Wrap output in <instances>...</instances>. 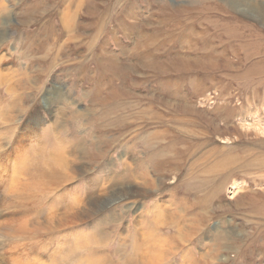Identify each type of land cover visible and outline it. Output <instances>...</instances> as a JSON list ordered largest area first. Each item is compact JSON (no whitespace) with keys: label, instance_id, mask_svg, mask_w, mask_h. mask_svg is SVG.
<instances>
[{"label":"rangeland","instance_id":"rangeland-1","mask_svg":"<svg viewBox=\"0 0 264 264\" xmlns=\"http://www.w3.org/2000/svg\"><path fill=\"white\" fill-rule=\"evenodd\" d=\"M26 1L28 0H8L14 14L5 21L8 35L6 44L8 47L6 46L4 52L8 53V61L13 62L9 61L10 67L14 68H19L20 62L16 61L18 60V52L25 51V49H20V46L24 43L20 36L26 32L31 34L47 20L42 19L41 22L30 28L22 26L18 14L23 11V5L27 3ZM35 1L37 0L31 2ZM164 1H169L168 3L174 7L186 9L190 8L192 1L197 2L198 0H121L119 4H117V0H93L94 7L95 9L98 8L96 10H99L101 16L95 18L88 15L87 18L83 17L84 21L94 25L97 22L100 23L102 15L105 16L102 17V20L106 22V27L102 33L103 41L108 42L107 44L110 46L106 48L113 51L120 62L130 64L134 68V71L132 70L128 74H116L113 81L115 86H123L122 88L129 92L128 96L120 99V103L129 104L130 109L121 108L122 110L120 109L114 115V117L118 116L121 119L126 115V120L122 119V125L126 124L129 127L119 129L116 128V125H96L94 128L88 126L85 131L81 132L77 131V123L74 125L75 137L70 139L73 141L80 135L85 136L87 139L88 135L95 134L111 145L105 148L107 158L104 160L106 162L103 165L95 164L92 165L93 167H90L88 163L80 165L82 168H94L92 177H90L91 174L86 175L90 183L92 179H97L95 177L98 173L99 177L103 179H106L108 174L111 173H122L121 162L128 156L133 159L131 161L134 164L136 162L137 164L141 163L144 160V163H139V165L144 166L146 164L144 166L146 169H149L148 165H156V162L160 161V164L170 171L156 173L152 169L149 178L158 184H153L149 193L141 197L136 196L135 193L131 196L132 198L121 197L120 188L123 187V184L126 182L128 185L132 184H129V181L115 183L114 187L112 186L115 189L113 191L118 190L120 193L117 191L116 197L111 195L103 197L101 199L102 208L97 215L85 218L83 222H78L79 224L74 223V225L65 226L63 223L65 218L62 215V213H66L64 208H68L70 204L75 205L76 200L85 203L98 196L95 192L89 191L91 190L88 187L90 183L86 185L83 176L75 182L64 185L63 189L54 190L52 193L48 192L47 194H38L37 192L34 195L29 194L26 189H37L38 186L35 184H29L25 189L21 188L14 191L10 190L9 185L7 186L10 180H7L6 176L9 171L12 173L14 161L16 156L19 155L16 152V147L17 150L20 149L21 154L25 152L30 155L27 157V160H29L27 163L31 164L33 154L38 152L37 140L41 142L40 138L46 136L48 132L47 127H52L54 119L48 112L49 101L45 95L42 96L41 115L37 116V118H40L38 125L35 122L29 123L27 121L31 113V110H28L20 120L18 119V122L8 124V126L6 124L7 127L0 126V264H102L98 261L100 257H103L102 260L107 261L109 264H133L134 254L131 246L134 242L133 236L137 231V227H140L134 225L135 210L150 212L153 220L155 207H151V204L160 201V204L167 206L164 210L168 208L175 212L177 204L182 198L184 199L183 202L186 199L187 203L193 202L192 195L194 191L190 190V193H193L192 195H185L184 192L186 191V184L191 181L190 174L192 176L196 174L193 177L197 180L198 177L205 178V175L202 174L205 167H212L218 161L227 162L229 160L231 167H239L244 162L248 163V160L264 157V86L257 84V78L249 80L253 81L250 84L238 78L240 74L248 72L247 67L241 66L240 59L235 58L232 52L228 54V61L234 67L237 66V69L239 67L240 70L227 67L224 65L225 59L220 54L224 46L229 43L224 26L231 25L233 19H239L264 30V24L257 14L255 16L250 10L243 11L244 4L248 7L258 5L264 9V0H237V2L236 0H214L216 5L229 6L231 9H228V13L218 10L206 14H193L190 16L189 23L186 22L187 19L182 16V13L165 10ZM131 5L136 7L132 16H140L136 14V11H138L143 18L141 16L140 19L133 17L132 20L131 18H128V20L124 18V8ZM210 6L214 5L210 3ZM113 7H115V12L111 10ZM57 14L58 9L55 11V16L52 17L51 24L54 26H58ZM121 20L128 21L126 22L127 26L137 25L136 27H141L142 25V29L148 33L150 38H130L124 35L120 31L119 22ZM189 27L194 28L198 36L187 41L186 44L190 43L191 45H186L182 50L180 45L183 40L179 33ZM166 29L174 31V33H162ZM93 31L94 29L87 31L86 41H89ZM115 31L116 38L113 35ZM155 32L158 34L157 37ZM102 49L103 45H101ZM140 56L151 62L148 69H143L140 65ZM174 56H187L192 60H208L207 56H211L217 65L214 67L209 66L208 69H203L204 66L194 64L190 66L180 65L181 68L178 71L171 69L166 64L167 60ZM158 62H162L164 66L156 64ZM63 63L64 61L60 65H63ZM37 64L39 65V63ZM125 64L124 66H126ZM88 65H90L88 67L89 71L94 68L93 63ZM58 68L46 79V89L53 93L61 88L66 91L70 89L72 107L76 110H88L92 104V99L87 97V93L93 89L95 84L98 85V79L91 83L87 80L81 83L75 77L69 81V77H65L58 72ZM54 79L58 80L55 81ZM110 84L111 82H105V85ZM5 88L0 84V102L4 101V105H0V107H4L5 111H8L5 104L12 99L6 93ZM105 89L104 94L107 93V88ZM256 91H259L260 98L254 96ZM85 95H87L86 98ZM85 119L90 118L85 116ZM69 128L73 129L72 126H68ZM28 129H32L33 132L30 136L26 135ZM9 133H13L11 138L7 135ZM52 133L54 131L48 132V134ZM154 133H163L167 136L168 139L161 144H164L163 146H167V143L175 138L184 139L185 144L179 146L182 148L189 145L187 147L190 150L192 149L191 152L194 154L192 156L187 154L181 160L166 155L167 157L163 156L161 160L149 161L148 157L156 153V149L151 150L144 147L142 137ZM116 138L120 140L118 143H113V139ZM192 138H194V141H191ZM195 144L202 146L197 149L194 148ZM102 145L105 146L101 144L99 148ZM131 145L132 147H130ZM161 150L163 151V149ZM55 151L56 148H52L43 160L45 162L52 161ZM181 152L184 153L183 150ZM206 157L210 159H205ZM232 159L235 160L231 161ZM21 161L23 160H18V167L21 169L23 167L25 170L27 165L23 161L25 164L23 166ZM195 165L198 166L196 168L198 174L193 172ZM102 166L104 170L101 168ZM140 167L138 169L135 166L134 171L139 177L137 181L142 182L145 178L141 179L140 177L142 173ZM33 169L32 166L31 170L28 171L32 172ZM113 169L114 171H112ZM206 176L209 177L207 174ZM221 177V172L209 177V179H214L215 182L206 187L204 191L195 194L202 196L211 193V187H215L216 182ZM2 178L6 180L4 179V181ZM75 193L77 194L74 195ZM213 199L210 210H208L209 208L198 207L194 208V211L186 212L185 218L180 217L179 225L180 227L181 225L185 226L183 230L185 229L186 232L189 224L187 218L192 219L193 216L191 215H195L197 212L201 215L204 212L207 213L205 217L203 216V230L199 236L192 239L189 244L179 240L180 244L178 245L181 250L184 248L183 252L178 251L179 253H176L170 249L171 254H169L168 247L166 248L155 238V235L165 238L177 235L175 230H172V228H175L174 225H166L172 222L168 211L159 213V220L162 222L166 220L165 223L153 220L149 225V222L146 221V226L142 231L145 238V249L142 258L149 261L150 264H264V209L260 213H258L259 209L254 210L255 206L259 208L264 206V171L254 168L249 173L236 174L225 185L221 194L213 197ZM52 208L56 211L59 209L56 224L54 223L55 226H53L54 230L48 229L50 226L39 228L35 222L44 221L43 218L52 215ZM182 209L185 210L181 206L180 210L182 212L180 210L178 212L184 215L185 211ZM101 221H104L105 224L108 223L104 228L102 227L106 230H103L104 233H101L102 230L96 233V225L98 227V222ZM24 223H27V228L20 229L21 232L4 235V233L7 234L3 230L5 225L14 226L17 229ZM97 229H101V226ZM144 232L147 236H144ZM97 234L105 237L106 241L97 245L90 244L92 238L94 239ZM220 235L223 237L228 236L224 242V248L221 247V242H218V236ZM84 236H86L87 242L82 241ZM81 245L83 246L81 247ZM185 254H187V258H182ZM166 256H169L167 260L161 259L162 257L166 258Z\"/></svg>","mask_w":264,"mask_h":264},{"label":"bare ground","instance_id":"bare-ground-1","mask_svg":"<svg viewBox=\"0 0 264 264\" xmlns=\"http://www.w3.org/2000/svg\"><path fill=\"white\" fill-rule=\"evenodd\" d=\"M31 1L32 0L26 1L27 3L23 5L24 6L23 11L18 14L20 24L22 26L30 28L31 26H34L37 23L41 22L40 20L42 19H47V20L44 23H42L40 26H38L39 25L38 24L37 25L38 29H36L31 34L29 32H26L24 33V35L22 34L20 36V39L23 40L24 42L23 45L20 46V49L22 50L25 49V51L18 52V57H17L18 60L16 61L20 62L19 68H14V67H10L9 61L11 60L8 61V55H7L8 53L6 54L4 52L7 46L6 42L8 40L7 30L5 28V21L14 14V11L11 8V6H9L8 0H0V50H1L0 52V84L6 87L5 88L6 93L12 99L5 104L8 108V111H5L4 107H0V126H6V124L8 126V124L18 122V119L20 120L26 114L28 110H31V113L28 116L27 121H29V123L35 122L38 125L40 118H37V116L41 115L40 104H41L42 96L45 95L46 99L49 101L48 112H49V115L54 120L52 122V127L51 128L47 127V130L48 132L54 131V133L48 134L47 132L46 136L41 137L40 139H41L42 144L40 141L37 140L38 152H35L33 154V161L32 163L30 162L31 164L27 163L29 161L27 160V157L30 155L25 152L21 154L19 152L20 149L17 150V147H16V152L19 155L16 156V160L14 161V166H13L14 168H12L13 170L12 173L9 171V173L6 176L7 177L6 179L10 180L8 181L9 183L7 184V186L9 185V188L12 191L18 190L21 188L25 189L26 186H28L29 184L37 185L38 186L37 189H33V190L26 189L29 194L34 195L36 194V192L38 194H47L48 192L52 193L54 190L58 191L59 189H63L64 185L66 186L69 183L75 182L77 181V179H79L82 176L84 177V182L86 185L90 183L86 175L91 174L90 177H92L94 173L93 171L94 168H89V167L82 168L80 165L82 163H88L90 167L95 164L103 165V163L106 162L104 160H106L107 158V152L105 151V148H108L111 145L109 142H106L103 138H98L95 134L88 135L87 139L85 136H81L79 134L80 137H77L75 140L72 141L70 138L75 137V133H76V130L74 129V125L78 123L77 131H81V132L85 131V129H87L88 126L90 128H94L96 125H100V126L101 125L102 126L116 125V128L118 127L119 129L128 128L129 126L127 127L126 124L122 125L123 124L122 119L125 121L127 118L126 115H124L122 119L118 116L114 117V115L121 108L122 109L125 108L127 110L130 109L129 104L120 103L121 102L120 99H123L124 97L128 96L129 92H126V90L122 88L123 86H118V87L115 86L113 81L116 77V74L118 75L128 74L132 72V70L134 71V68L130 64H125V63L120 62V60H118V57L113 53V51L108 50L106 48L110 46H108L107 44L108 42L103 41L102 33L106 27V24H105L106 22L102 20L103 15L102 17H100V23L97 22L94 25L88 24L87 22L84 21L83 17H86L88 15L91 17H95V18L97 16H101V13L99 12V10H96L98 8L95 9L94 7L95 3L93 2V0H37L35 2H31ZM120 2L121 0H117V4H119ZM168 2L169 1H164V4H165L164 9L182 13L183 14L182 16L187 19L186 21L187 23L190 22V19H191L190 16L193 14H197V15L206 14V13L216 12L218 10H220L221 12L228 13V9H231L229 6L216 5L214 3V0H198L197 2L192 1L190 8H186V9H183L182 7H174L170 5V3ZM195 3H197V5H195ZM210 3L213 4L214 6L211 7ZM147 7L149 8V6ZM57 9H58V14H57L58 26H54L51 24L53 21L52 17L55 16V11ZM114 9L115 7L111 9L113 10L112 12H115ZM135 10H136L135 6H132V5L126 6L123 10L124 18L126 20H128V18H131L132 20L134 17L132 16L133 15L132 13ZM248 10L252 11L255 16L258 15L260 19L262 20V23L264 24L263 7H259L258 5H251V7H248V5L244 4L243 11H248ZM136 14L142 17V14L140 12L136 11ZM140 16L135 15L134 18L140 19ZM126 22L125 20H121L119 22L121 26L120 31H122L124 35L129 36L130 38L137 37L140 39H146L147 37H149L148 33L142 29L143 27L142 25L141 27L139 26L136 27L137 26L136 24L138 22L135 24L136 26H127ZM140 22L141 21L139 20V23ZM231 23H232L231 25L224 26L225 35L227 36L228 41H229L228 45H225L220 53L221 57L225 59L224 65L227 67L233 68V69H237L236 68L237 66L234 67L233 64L230 61H228V54L232 52V55H234L235 58L237 57L240 59L239 61L240 65L246 66L248 69V72L246 74H240L238 78H241L247 84H250L251 82H253V81H249L252 78H257L256 79L258 80L257 84L259 86L260 85L264 86V30L257 28L255 25L245 23L239 19H233ZM192 24L193 23L191 22V25ZM89 29H94V31L91 34L92 36L90 37L89 41H86V37H87L86 34H87V31H89ZM157 32H155L156 37L158 35ZM162 33L172 34L174 33V31L166 29V31ZM113 35L116 38V31L113 33ZM179 35L180 37H182L181 39L183 40L182 44L180 45V49L182 50H184L185 46L187 45L186 44L187 41H190L193 39V37L198 36L197 31L192 27L183 29L182 32L179 33ZM116 42L119 43V41L117 40ZM100 43L101 45H103L102 50H101ZM188 45H191V44L189 43ZM207 58L208 60H200V59L192 60L191 58H187V56H183V57L174 56V57H170L167 60L166 64L171 69H175L178 71H180V68H181L180 65L190 66L194 64V65H198L202 67L204 66L203 69H208L209 66L214 67L215 65H217L213 57L207 56ZM62 61H64V63L63 65H60ZM164 61L166 60L164 59ZM11 63L13 62L11 61ZM37 63H39V65ZM89 63H93L94 65V68H91L90 71L88 70V67H90V65H88ZM124 64L126 66H124ZM150 64L151 62H149L147 58L141 57L140 65L142 66L143 69H148ZM156 64L164 66L162 62H158ZM57 68H58L59 73L63 74L65 77H69V81L75 77H77L78 82H81V83L85 80L91 83L98 79V82H97L98 85L95 84L93 89L87 93L88 96L87 95L84 96L85 98L87 96L92 99L91 100L92 104L90 105V108L88 110L86 111L80 110V109L76 110L72 107V102H70L72 100L70 89L66 91L65 89L63 90V88H61V89H58L55 93L48 91L46 89V85H45L46 79ZM238 69L240 70L239 67ZM54 80L57 81L58 79H54ZM106 81L111 82V84L105 85ZM105 88H107L106 94H104L106 91ZM254 96L257 98H260L259 91H256ZM3 102L4 101L0 102V105H4ZM85 116H89L90 119H85ZM154 117L159 119L156 116ZM68 126H72L73 129H70V128L68 129ZM30 134H33L32 129L26 130V135L30 136ZM7 135L9 136V138H11L13 133H9ZM47 136H48V139H47ZM119 138H120V135H119ZM167 139H168L167 136L164 135L163 133H154L152 135H147V136L142 137V140H143L142 143L144 147H147L151 150L156 149V153L148 157L149 161H155L156 159L161 160L163 159V156L165 157L172 156L176 160H181L187 154H189V156H192L194 154L191 152L192 149L190 150L189 147H187L189 145L182 147V148L179 146V145L182 146L183 144H185L184 139L175 138L174 140H171L169 143H167V146H163L164 144L161 145ZM119 140L120 139L118 138L113 139V143L114 142L118 143ZM191 141H194V138H192ZM101 144H104L105 146L102 145V147L99 148ZM201 146L202 145L195 144L194 148L198 149ZM130 147H132V145ZM52 148H56V151L54 153V158L52 159V161L45 162L43 158L45 155L49 153V151ZM160 148L163 149V151ZM181 150H183L184 153L181 152ZM205 159H210V158L206 157ZM18 160H23L24 163H26L28 167L25 166L23 161H21V163L23 166H25V170L23 169V167L22 169L18 167ZM131 160L133 159H131L128 156L126 157V159H124L121 162L123 170H122V173L120 174L111 173L110 175L108 174V177H106V179H103L99 177V173H98L97 176L95 177L97 179L91 178L92 179L91 183L88 186L89 189L91 190L89 191L95 192L98 196L85 203L76 200L75 205L70 204L68 208H64L66 212V213H62V215H64V218H65V222H63L64 225L68 227L70 225H74V223L79 224L78 222H83L85 218L97 215L102 208L101 199L103 197H108L109 195L116 197L115 194L117 193L118 190L113 191L115 190L113 189L115 183L122 182V181L124 183L125 181H129V184H132V185H128L127 182L123 184V187L120 188L121 197L125 198L126 196V198L127 197L132 198L131 196L133 195V193H135L136 196L141 197L149 193L150 187L153 184H158L153 179L152 181L151 178H149V173L152 171V169L153 171H156V173H163L164 171H170V170H166V167H163L162 164H160V161H157L156 165L154 164H152V166L151 164L148 165L149 169H146L144 167L146 164H144V166L143 165L141 166L139 165L140 162L138 164L137 162L136 164H134ZM233 160L235 159H232L231 161ZM164 161L166 162L165 159ZM228 161L227 162L218 161L212 167H205L204 171L202 172V174L205 175L204 176L205 178L198 177V179L195 180L193 176L196 174H193V176L192 174L189 175V178L191 181L186 184V191L184 192H185V195L186 194L192 195L193 193H190V192L194 191V194L192 195L193 196L192 203H187L186 202L187 199L183 202L184 199L180 198L181 201L179 203L177 202L178 204L176 203L177 207L175 209V212H173L172 210H169L168 208L167 210H164L167 206H165L164 204L163 205L160 204L161 203L160 201H157L151 204V207L153 208L155 207V217L153 220H156L161 223H165L166 220L163 222L159 220V213L162 211H165V212L168 211L172 222L171 223L167 222L168 224L166 225L175 226V228H172L173 226L171 228L172 230H175V233L177 234L176 236H173V237L169 236L168 238H165L163 236L159 237L158 235H155L156 236L155 238L158 240V242L162 243V245L166 246V248L168 247L167 250H169V252H170V249H172V251L176 253H179L178 251L183 252L184 248L181 250L180 246L178 245L180 244L179 240L183 241L185 244L186 243L189 244L192 239H195L197 236H199V234L203 230V224H204L203 216L205 217L207 213L204 212L203 215H201L199 212H197L195 213V215H191L193 216L192 219L187 218L186 220L189 222V224L187 225L188 229L186 230L188 231L186 232L184 231L185 229L183 230V227L185 228V226L181 225L180 227L179 225L180 217L185 218V215L187 214L186 212L194 211V208H198V207H202L205 209L209 208L208 210H210L212 208L213 201H214L213 197L221 194V192L224 190L225 185L230 181L232 177H235L236 174L238 173L244 174L246 172L249 173L254 168L256 170L264 171V157L258 158V159L254 158L253 160H248V163L244 162L242 163L241 166H239L240 165L239 164L238 165L239 167H234V166L231 167L229 163L230 161L229 162ZM142 163H144V160H142L140 164ZM134 165L137 166L138 169L141 166L140 171H142V173L140 177L141 179L144 177L145 178V179L143 178L144 181L142 182L137 181L139 180V177L136 171H134L135 170ZM32 166L34 167L33 169L34 171L29 172L28 170H31ZM197 167H198L197 165L193 167V172L195 173L197 172L198 174V170L196 169ZM101 168L103 169V166ZM112 171H114V169ZM220 172L222 174V177H221L222 179L220 178L216 182L215 187H211L212 188L210 190L211 193L209 192L208 194L206 193L202 196L196 195L199 192L204 191L206 187H209L215 182L214 179L213 180L209 179V177H212ZM206 174L209 177H207ZM3 176L5 177V175ZM102 176H103V173H102ZM4 179L2 178V180ZM26 180L27 182L25 183ZM146 188L148 189L146 190ZM120 192L118 191V193ZM76 194L77 193H75L74 195ZM181 206H183V208L185 209V210L182 209L183 211H185L184 215L180 214L182 212L180 210ZM263 209H264V206L260 208L258 206H255L254 210H258V213H260L261 210ZM58 210L59 209H57V211ZM178 210H180L181 212L179 213ZM57 211L53 209L52 215L49 214L51 217L45 216L46 218H43L45 220L40 221V222L39 221L35 222L36 225L39 228H42V226L43 227L50 226L48 229L54 230L53 226H55L56 224L55 221H56V218L59 212ZM135 215L136 217L133 220L135 223L134 225L140 226V227H137V231L135 232V235L133 236L134 242H132L131 250L134 254V257L132 258L133 259L132 262L133 264H150L149 261L144 260L142 258V253L144 252V249H145L144 248L145 238L143 237L142 231L144 229V226H146L145 224L146 221H148L149 225H151V222L153 221L151 217L152 214L150 215V212H145L143 210L141 211L135 210ZM161 216H162V213H161ZM101 222L100 223L98 222V227L101 226V229H97L98 227L96 225V229H95L97 230L96 233L101 230H102L101 233H104L103 230H106L103 228L108 223L105 224L104 221H101ZM26 224L27 223L21 224L19 228L17 229L14 226L10 227V226L5 225V227H3V230L7 232V234L4 233V235L6 236V235L14 234V233H19L21 232L19 230L25 228ZM145 232H144V236L146 235ZM227 237H223L222 235L218 236V242H221V247L225 246L224 242ZM82 241L87 242L86 236L82 238ZM105 241H106L105 237L99 236L97 234L94 237V239L92 238V240L90 241V244L93 243L97 245L100 242H105ZM82 246L83 245H81V247ZM122 246H125V245H122ZM169 254H171V252ZM169 256H166V258L162 257L161 259L167 260ZM100 258L98 261H100L102 264H109L107 261L102 260L103 257L101 259ZM182 258H187V254L182 256Z\"/></svg>","mask_w":264,"mask_h":264}]
</instances>
